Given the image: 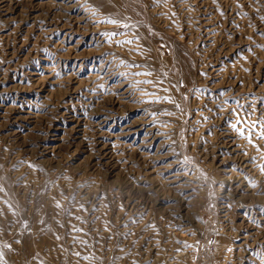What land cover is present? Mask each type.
<instances>
[{"label":"rangeland","instance_id":"obj_1","mask_svg":"<svg viewBox=\"0 0 264 264\" xmlns=\"http://www.w3.org/2000/svg\"><path fill=\"white\" fill-rule=\"evenodd\" d=\"M261 132L264 0H0V264H264Z\"/></svg>","mask_w":264,"mask_h":264},{"label":"snow or ice","instance_id":"obj_2","mask_svg":"<svg viewBox=\"0 0 264 264\" xmlns=\"http://www.w3.org/2000/svg\"><path fill=\"white\" fill-rule=\"evenodd\" d=\"M108 22L109 23H117V21H114V20H110ZM125 27H127V25H125ZM112 35H115V33L109 34V39H111ZM146 83H151V81H146ZM146 95H152V94L146 93ZM157 99H160V98H157ZM164 99H167V98H164ZM238 123H240L239 119L236 122H233L231 126L233 127L234 130H236L237 132H239L243 136L244 135L243 131L241 130V128L237 127ZM260 138L264 139V132L260 133Z\"/></svg>","mask_w":264,"mask_h":264}]
</instances>
